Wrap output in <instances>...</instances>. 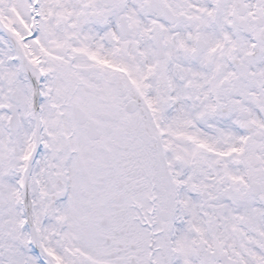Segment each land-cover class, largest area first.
<instances>
[{"label": "snow or ice", "instance_id": "6c2138e0", "mask_svg": "<svg viewBox=\"0 0 264 264\" xmlns=\"http://www.w3.org/2000/svg\"><path fill=\"white\" fill-rule=\"evenodd\" d=\"M0 264H264V0H0Z\"/></svg>", "mask_w": 264, "mask_h": 264}]
</instances>
